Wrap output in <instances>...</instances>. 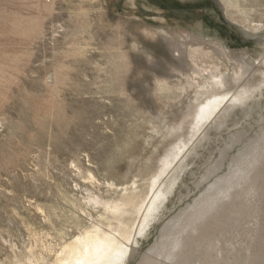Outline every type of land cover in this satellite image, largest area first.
Returning <instances> with one entry per match:
<instances>
[{"label": "rangeland", "instance_id": "374dc122", "mask_svg": "<svg viewBox=\"0 0 264 264\" xmlns=\"http://www.w3.org/2000/svg\"><path fill=\"white\" fill-rule=\"evenodd\" d=\"M263 81L264 0H0V264H50L76 234L117 228L104 203L132 189L147 203L184 141L162 178L185 164L166 207L127 264L161 259L195 201L264 146V89L232 99L222 124L225 110L196 135L193 117L210 95ZM258 182L256 203L243 193L207 228L202 246L216 251L204 264H264V175ZM196 248L199 260L185 264H203Z\"/></svg>", "mask_w": 264, "mask_h": 264}, {"label": "bare ground", "instance_id": "6f19581e", "mask_svg": "<svg viewBox=\"0 0 264 264\" xmlns=\"http://www.w3.org/2000/svg\"><path fill=\"white\" fill-rule=\"evenodd\" d=\"M222 83L223 80L219 82V84ZM263 83H260L256 86L245 87L240 92H234L233 94H230L229 92H212L214 94L210 95L207 101L202 103V107L196 112L195 117H193V135H196L208 121L211 120V123L223 110H225L218 121V125H221V119L226 116V113L229 110V106L227 107V104L232 99H235L241 104H245L258 96V93L263 94ZM187 145L188 142L183 141L181 144L175 145L168 151L165 158L162 160L160 171L151 180L153 194L147 203L144 201L142 203L139 202L141 199V194L137 191H133V189L131 190L132 193L130 192L127 194V196H125L122 201H118L119 203H104V208L106 210L105 214L107 212L111 215L110 217L116 219L119 222L117 228L112 227L111 224H109V228H103V226L94 225L91 229H86L83 232L76 234L68 243L63 245L62 249L59 250L60 252L57 254L56 260L50 264L129 263L128 261L132 255V251L134 250L133 243L135 236L137 234H144L149 228L151 222L160 218L163 212L162 210L166 207L169 194L179 177L181 168L185 164L183 163V165H180L177 169V172L171 177L169 182L162 186L163 175L174 164L175 161L178 160L176 162L178 164L181 158L185 156L186 152L189 150L186 149ZM260 146L261 147L256 150L257 152L251 156V159H248L247 164L238 166L240 174L237 177L235 176L236 174H232V176L226 178L221 183L215 182L214 184L217 185L215 188L216 191L212 192L208 190L210 193L208 192L206 195L204 193L205 196L203 195V197L199 198L200 200H196L197 202L195 201L193 209L186 213L184 220L181 217L183 222H180L179 228L173 231V238L169 241H161L160 245H162V247L158 249L157 255H161L162 258L159 259V257L147 255L146 259L148 262H151L152 264L194 263L196 259H198L196 258V255H199L196 253V247H200L199 250H197L200 252L206 244L202 242L204 240L203 236L206 235L207 228L212 225L216 215H221V213H224L223 211H225L229 204L234 203V201L237 202V200L241 198L240 196H243V193L245 192L250 194L248 198L249 203L257 201L258 197L260 196V184H263L258 182L259 176L262 177L264 175V146ZM214 184L213 187H215ZM98 200L96 201L98 202ZM132 210H134L137 218L139 219V222L135 228H133L132 225L124 223V215ZM219 217L220 216H218L217 219ZM108 218L109 216L107 219ZM165 228L169 229V226H166ZM173 228L169 230L171 231ZM167 231L165 230V233ZM131 239H133V241H131ZM202 244L204 245L202 246ZM212 245L211 247H206L208 248L207 250L213 248V251H216L215 245ZM218 245L219 244H217V246ZM203 249L206 250L205 247ZM206 252H203L204 254H202L203 259L201 258V262H203L204 259V261H206L207 258H209V254ZM200 257L201 256H199V258Z\"/></svg>", "mask_w": 264, "mask_h": 264}, {"label": "clouds", "instance_id": "9594fccd", "mask_svg": "<svg viewBox=\"0 0 264 264\" xmlns=\"http://www.w3.org/2000/svg\"><path fill=\"white\" fill-rule=\"evenodd\" d=\"M146 38H148V39H152L153 36H152V35H146Z\"/></svg>", "mask_w": 264, "mask_h": 264}]
</instances>
